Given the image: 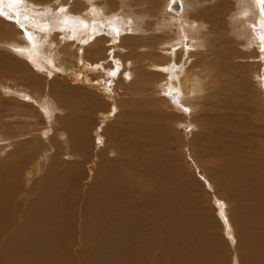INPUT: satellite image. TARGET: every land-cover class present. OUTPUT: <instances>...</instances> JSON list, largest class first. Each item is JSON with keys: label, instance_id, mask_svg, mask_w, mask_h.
Wrapping results in <instances>:
<instances>
[{"label": "bare ground", "instance_id": "1", "mask_svg": "<svg viewBox=\"0 0 264 264\" xmlns=\"http://www.w3.org/2000/svg\"><path fill=\"white\" fill-rule=\"evenodd\" d=\"M31 1L32 0H19L18 2V0H0V11L9 21L11 20L15 25L24 29L22 37L24 43L22 42L20 46L18 42H14V45L17 46L19 50L18 55L20 54L23 56L25 61L29 59V62L34 63L37 71L49 77L54 74V60H56L57 56L56 53V55L53 54L56 50L54 51L52 45L50 46L52 47L50 50H53L52 53L48 50L49 47H46V42H48L46 38L53 33L49 32L50 27L52 29H59L62 33L57 34L62 35V40L72 44L75 42L77 43L79 40L82 44L87 43L89 40H93L97 35L88 36L85 35V33L89 31L95 32L93 31L95 27L98 29L96 30L97 33L101 34L99 30H104L106 26L110 29L106 30L109 33L108 36L112 38L111 42L115 44L117 43L118 36L124 35H118L117 30L123 31V25H125V29L131 27L129 26L130 24L127 25L129 22L127 23V21H124L126 19L125 16V19L123 17H120L121 19L117 18L119 19L117 23L113 22L109 24L108 21V24H106L105 21L106 25H104V22L100 21V19H97V21L94 18L99 13L98 7L93 3L85 5L84 11L74 16L71 14L73 11L70 10L59 11V9L52 10L49 7L46 9L49 2H47L48 4L45 8H43L45 5L39 8H33ZM65 1L67 2V0ZM186 1L187 0H185V3ZM194 1L191 0L190 2L192 3ZM257 2L260 6V8L258 7L259 11L257 10V13L256 8L254 10L257 14H255V16L259 19L258 26L256 25L257 28L254 31L257 42L254 38H251L250 44L253 43V41L259 44L257 45L259 51L258 55L261 57L264 55V51H261V49H264V11H261L264 1L257 0ZM185 3L184 0H178L176 3H173L171 0L170 8L178 13L182 8L189 6ZM51 6L52 4L50 7ZM244 6L246 7V5ZM122 7L123 6L119 8L120 11ZM241 7H243V5ZM248 7H251V5H248L247 8ZM63 8L66 9L67 7ZM188 8L190 9V7ZM241 9L242 11L240 13L243 12V16H246V14L250 12L246 9L247 12H249L245 14L243 11L245 8ZM48 12H51V15L52 13L56 15L50 16V20V17L47 16ZM128 12L132 13L130 11ZM128 12H124V14L126 15ZM106 13L107 12L103 13V18L104 15L108 14ZM116 14H118L117 16L119 17L121 13L118 12ZM124 14H122V16ZM162 14L163 13H161V15ZM236 15L237 14H235V17ZM243 16H239V18ZM247 16H250V14ZM128 17L132 18L133 16L129 15ZM170 17L172 16L170 15ZM235 17L233 16L232 19ZM48 18L49 21H47ZM115 19L113 20L115 21ZM176 19V16L172 17V20L176 21ZM241 19L242 18L239 20ZM138 22L139 21H136L134 23L137 24ZM237 22L240 24L239 21ZM187 24H184V26ZM187 26L186 28L190 29V27ZM99 27H101V29H99ZM142 30L144 31V29ZM123 32L126 31L124 30ZM183 35L185 37L186 34ZM105 36H107V34ZM50 37H52V34ZM124 37L125 36H123V39ZM188 37L190 38V36ZM101 39H103V37ZM101 41H99V44ZM53 44L56 45L54 42ZM81 45L78 47V50L81 49L80 52H82L83 47H85H81ZM116 45L117 46H112L118 47V44ZM59 47L61 46L59 45ZM71 47L72 46H70V48ZM113 50H115V48ZM48 51L50 53H48ZM47 53L49 55H46ZM95 53L96 52H94V54ZM96 54H98V52ZM112 54L113 59L110 66L111 68L104 70V77L100 76L101 78L98 81L94 82L93 80L92 83V79L86 75L87 67L85 66V68L83 67V74L81 76L78 74L74 77L75 80L72 83L75 85L78 83L83 84L82 79L84 78L86 85L88 84L87 87L95 90L93 93H96V96L103 97L105 98L104 100L107 99L110 101L109 108L103 110L100 116L101 121L99 120L98 129L96 130L99 134L97 136L100 140V144L104 143L106 137L104 136L105 133L107 132L109 134L111 143H113L120 152L119 156L115 159L109 158L106 160L105 150H100V154L95 151L96 155L94 154V157L96 159L91 163V166L96 167V169L90 168L92 173L90 178L91 182H89L90 188L86 190V196L83 197L82 207L79 206L78 202L80 200V195L78 190L81 186L78 180L82 178V171L79 167L75 168L71 166L73 169L71 168V170H69L68 168L64 170V168L60 166L57 160L58 154H56L59 150H57L55 140L56 136L61 139L60 136L65 135L66 128L70 129L68 122H76V120L79 119L80 121L78 120V123L84 124L85 121H90L92 116L89 114V110L84 108L80 109L82 114H84V119L80 117L77 118V116H79L77 110L73 111V109L76 108H72V110L70 109V114H67L68 117L63 121L62 118H59L57 115L58 113L56 114L58 107L57 101L54 99L55 97L53 98L49 89H45L44 94L42 96L40 95V103H38L41 113L47 116L46 119L49 120L48 122L50 124L48 123L45 128H42L38 134L35 131H30L29 134L24 135V139L30 140L23 143L25 152L22 154L19 153L18 156L15 153L20 151L14 150L15 153L13 152L9 155L10 158L8 157L7 162L4 161L2 165H0V264H229V253L227 250L228 248L225 247L226 244L219 235H216L217 232L215 234H209V226L206 218H204L203 210L195 204L190 187L178 174L177 165H173V161L170 160L171 157L168 154L170 145L168 146V144L172 140L167 137L168 135L164 136V130L161 131L163 125L160 127L162 128L160 130L161 132L156 129V119L152 114L154 111L152 112L151 107L144 112H136L135 109L128 110L130 119L124 123L123 128L120 130V135H116L117 131L113 126V122L116 123L121 115L120 111L119 113L117 112V116L111 114V112H116L118 109L119 100L114 86L115 84L118 86L120 81H123L121 86L126 87L125 84L129 81L132 82L134 80L136 83L137 77V80L140 79L139 82H141L140 90H143L146 86L149 87L148 84L142 83L144 79L143 76L147 75L150 76V78L153 76L155 78V76H157L160 80L156 82V87L159 86L160 90L166 94L168 98L170 97L173 103H176V107L180 108L188 98L186 95L187 86L184 85V81H181L183 79H180L181 71L178 70L180 66H176L172 63V65L169 64L171 61L169 57H161L160 60L144 63L143 66L141 65V68L136 66L138 62L132 61L129 63V61L117 59L116 55H114V53ZM141 56L142 55H140V57ZM169 56L171 55L169 54ZM107 57L108 56H106L105 59H107ZM237 58L236 55V59ZM105 59L104 61H106ZM157 59L159 58L157 57ZM201 60L202 58L199 57L198 63ZM26 62H28V60ZM95 62L97 61L95 60ZM106 62L105 64L101 63V67L105 68L107 65ZM230 62L232 63L231 60ZM11 63L13 64V62ZM99 63L100 62H98V65ZM80 64L78 63V66ZM19 65H21V63H19ZM98 65L93 68L97 70V67H99ZM76 68H74L75 72ZM55 69H57V66H55ZM136 69L139 72L135 73ZM181 69L183 70V67H181ZM97 71L99 72V70ZM8 72L9 71H7V73ZM72 72H74V70H72ZM136 74H138V76H136ZM200 74L201 73L197 74L195 80L197 83L201 84V87L199 88V84H195L200 92H203L201 90L202 86L205 84L204 80L211 77L209 76L210 74ZM69 75L70 78L73 77L71 73ZM111 76L116 78L114 79L115 81H111L113 78ZM116 80L119 81L116 82ZM54 81L56 82V79ZM48 82L45 81L44 83ZM55 82H53V84H55V86L53 85V89L58 93L59 90L57 91V89L61 88L60 85H56ZM191 83L193 84V82ZM209 85L211 86V93H213L216 87L218 91L210 97L206 95L205 98H203L204 101H206H203V106L205 108L209 105L211 106L210 110H208V117L203 118L201 122H195L197 127H194L198 130L196 133L197 136L194 139V144L201 148V155H205L207 161L211 164L209 170L210 175L214 180L216 179L220 190L224 191L223 193H225L229 202L232 203L233 219L229 217V211L227 210V217L230 220L228 222V227L229 230L231 229L228 233H234L235 235V230L237 229L236 231H238L239 234L237 245H239L238 251L241 255L237 253L238 251L232 252V254L234 253V257L231 263L264 264L263 153L253 145V139L255 140V138L251 133L250 125L244 121H241L242 123L237 121L238 123H236L234 119L235 117L240 118L241 114H243V112L245 113L248 107V100L244 95L245 93L241 91L243 88L236 85L234 80L224 85L215 82ZM49 87H52V83H49ZM7 90L11 93H17L20 98L27 101H34L35 99L24 90L14 89L13 87ZM196 93L199 92L196 91ZM158 101L163 100L162 98L155 97V99L151 101V104L153 102L152 106H156L155 103ZM194 106L192 105V107ZM170 108H172L171 105ZM171 111L173 112V110ZM162 115L163 114H161V116ZM131 116L133 117L132 119ZM71 117H76V119H71ZM217 117H219L220 120H218ZM230 117L232 120H229ZM163 122L166 121L163 120ZM71 126L73 127V125ZM75 129H77L78 132L84 131V129L81 131L79 126ZM11 142L12 141H10V143ZM4 143L10 144L9 139L6 141V136L0 133V146L4 145ZM15 149H17V147ZM97 150L99 149L97 148ZM84 154L85 152H83V156ZM49 159H52V166L45 180L39 181V179H35L36 181L32 187L30 189L25 188L26 190L23 193L24 188L21 186V183L24 177H31L33 173L40 172L42 163L49 161ZM34 192L36 193L35 197L30 201L28 209L23 211L22 215L18 217L20 221L18 219L19 223H17V214H21L18 210L23 206L22 198L25 197V199H28ZM20 200L21 202L19 204L18 201ZM15 223L17 224L15 225ZM14 225L16 226L15 228ZM225 232H227V230ZM229 236H231V234H229ZM230 244H232V241Z\"/></svg>", "mask_w": 264, "mask_h": 264}, {"label": "rangeland", "instance_id": "2", "mask_svg": "<svg viewBox=\"0 0 264 264\" xmlns=\"http://www.w3.org/2000/svg\"><path fill=\"white\" fill-rule=\"evenodd\" d=\"M32 1L31 4L33 8L35 7L39 8L42 7L43 5H45L43 7L45 8L46 5L48 4L47 2H49L46 9L49 7L52 10H58L60 8L67 7L66 10L73 11L71 14L74 16L75 14H81V12L84 11L85 5H89L93 3L98 7V12H99L94 19L96 20L100 19V21H103L104 22L103 24L106 25L108 23L110 24L113 22L117 23V21L121 19L120 17H123L124 19L126 17L124 21H127V23L129 22L127 25L130 24L129 26L131 27L128 29L126 28L128 30L127 31L125 29V25H123V29L126 32H123L124 30L119 31V34H124V35L120 36L118 34L119 36L117 39L120 41L117 40V43L115 44L111 42L112 38L108 36L109 33L106 31V30H110L109 27L106 26L104 30L101 29V27H99V29H101L99 30L101 31L100 32L101 34H98L96 31L98 29L94 27L93 31L95 32L89 31L88 33H85V35L91 36L95 34L97 35L96 36L97 38L95 37L93 40H89L85 44L80 43L79 40L77 43L76 42L73 43L75 46L68 41L65 42L62 40L61 37L62 35H58L62 33L60 32L59 29H52L50 27L49 32H53V33H51L52 37H50L51 36L50 34L48 38H46V40L48 39L47 40L48 42H46L47 43L46 47H49L48 50L51 53L53 52V50L52 51L50 50L52 47H54V51L56 50L53 54L54 55L57 54L56 60H54L57 69H55L54 66V70H55L53 72L54 74H52L49 77L48 75L46 74L44 75V73L37 71V68H35L36 66L34 65L33 62H29L30 61L29 59H27L28 62H26L27 60L25 61L23 56H21L20 54H19L20 56L18 55L19 50L18 47L14 45L15 44L14 42H18V44L21 46L23 42L22 37H23L24 29L20 26L15 25V23L11 22V20L9 21L4 15H2L0 11L1 13L0 15V47H1L0 48V133L6 136V141H8L9 139V143L10 141L13 142V143L11 142L10 144H6L7 143L6 142L4 143V145L0 146V165H2L4 161L7 162L9 155L13 152L15 153L14 150L20 151L18 153H15L18 156L19 153L22 154L23 152H25L23 143L30 140L24 139L23 138L24 135L29 134L30 131H35L38 134L42 128H45L46 125H48L49 120L46 119L47 117L46 115L44 116V114L41 113L39 106L40 98L44 94L45 89L47 90L49 89L51 91L53 98L55 97L54 99L57 101V107H58L57 110L60 112L59 113L56 110V114L58 113L57 115L59 116V118H62L63 121L65 120L66 117H68L67 114H70L72 108H76L73 109V111L77 110V114L79 115L77 116V118L80 117L84 119V114H82L80 109L87 108L89 110V114L92 116V119H90V121H85L84 124L78 123L79 119L76 120V122L74 121L71 123L68 122L70 129L66 128L65 135L60 136L61 139H59L58 136L55 135L56 136L55 145L57 144V150H59L58 153L56 154H58L57 160L60 166H62L64 170H67L68 168L69 170H71L72 168L71 166H74L75 168L79 167L82 171V178H79L78 180V183L81 186V187L79 186L80 189L78 190L80 195V200L78 204L79 206L82 207L83 205L82 201L84 199L83 197L86 196L87 193L86 190L90 188L89 182H91L90 178L92 176L90 168L96 169V167L91 166V163L94 161V159H96L94 157L96 155L95 151L100 154L101 153L100 150L102 149L105 150L106 160L109 158L110 159L117 158L120 152L118 149H116L113 143H111L109 134L107 132L104 135L106 137L104 143L102 144H100L99 142L100 140L97 136L99 134L96 129H98V124L101 121L100 116L102 115L103 110H107L109 108L108 106L110 101L107 99L104 100L105 98L103 97L96 96V93L95 94L93 93L95 90L87 87L88 84L86 85L84 78L82 79L83 84L82 83H78L76 85L73 84L72 82L75 80L74 77H76L78 74L81 76L83 74L82 72L83 67L85 68L86 66L87 67L86 75H88V77L92 79V83L93 80L94 82L98 81L101 77H104L105 74L104 70H108L111 68L110 66L113 59L112 53L116 55L117 59L118 58L121 60L123 59V61H127V62L129 61V63H131L132 61H135L136 63L138 62L136 66H139L141 68L143 64L146 62L149 61L154 62L156 60H160L161 57H169L171 58L169 64L172 63L176 66H180V68L178 69L179 71H181L180 79L182 78L183 80L181 81H184V85L187 86L186 87V93H187L186 95L188 97L186 99L187 103L185 102L180 108L176 107L175 105L176 103L175 102L173 103L172 99L170 97L169 99L168 96H166V94H164L160 90L159 86L156 87V82L160 80L157 78V76H155V78L153 76L152 79L150 78V76L146 75L148 77L147 78L144 75L143 76L144 79L142 80V83L148 84L149 87L146 86L145 89L143 90L142 89L140 90L141 82H139L140 79L137 80V77H136V83L134 82V80L132 82L129 81L125 84L126 87L121 86V84H123V81H120L118 83V86L117 84H115L114 86L115 92L118 95V100H119L118 109L116 112L115 111L111 112V114L117 116L116 115L117 112L119 113L120 111L121 115L120 118L116 121V123L113 122V126L116 129L117 131L116 135L118 136L120 135V130L123 128L124 123L130 119L128 110L135 109L136 112H144L147 111L149 107H151L152 112L154 111L152 114L156 119V125H157L156 129L160 131L163 128L161 131L164 130L163 132L164 136L168 135L167 137H169L172 140L168 144V146L170 145V150L168 152L169 156L171 157L170 160L173 161V165H177L178 174L182 177L183 181L187 183L188 186L190 187L192 195L195 200V204L203 210L204 218H206L208 222L209 234H215L217 232L216 235H219L223 240V242L226 244L225 247L228 248L227 250L229 253V262H230L229 264H232L231 262L234 257L233 255L234 253L232 254V252L238 251L239 248L238 247L239 245H237L239 241V234L238 231H236L237 229L235 230V235L234 233L233 234L228 233L231 231V229L229 230L228 227L229 225L228 222L230 220L227 217L228 216L227 210L229 211V217L233 219L232 203L229 202V199L227 198L225 193H223L224 191L220 190V187L217 184L218 182L216 181V179L214 180L210 175L209 170L211 164L207 161L205 155H201L202 152L200 150L201 148L197 147L194 144V139L197 136L196 133L198 130L195 128L197 127L195 122L196 121L201 122L203 118H206L209 115L208 110H210L211 105L205 108L203 105L204 102L206 101H204L203 98H205L206 95L210 97L212 96V94L218 91V88L216 87L213 90V93H211V86L209 84L215 82L224 85L234 80L236 85L243 88L241 89V91L245 93L244 95L248 100L247 101L248 107L245 113L243 112L240 118L235 117L234 119L236 120V123H238L239 121L240 122L244 121L250 125L251 133L255 138V140L253 139L254 141L253 145H255L257 149L262 151L263 153L262 159L264 160V55L259 57L258 55L259 51L257 47V45H259L258 43H255V41H253V43L250 44L251 38L252 39L254 38L257 42V38L255 37V32H254L259 23V19L257 18V16H255L257 10L259 11L260 8L259 4H257L258 3L257 0L255 1L254 0H195V1L192 0L194 1L192 3L190 2L191 0H187L186 3L184 0V3L186 5H189L188 7H190V9L188 7H186L187 10L186 8H182V10L178 13L171 10L170 8L171 0H83V1L67 0V2L65 0H47V1L32 0ZM51 4L52 6L50 7ZM247 4L249 6L251 5V7L247 8L248 6ZM242 5L243 7H241ZM244 5H246V7ZM53 6L56 8H54ZM121 6L123 7L120 11L119 8H121ZM102 8L105 9L106 11L103 10ZM241 8L243 9L245 8V10L246 9L249 10L250 11V12L248 11L249 13L247 12V10L246 11L243 10V11L245 14L246 12L248 13L246 14V16L249 14L250 16L247 17L243 16V12L240 13L242 11ZM255 8H256V13L254 11ZM188 9L190 10V13ZM191 9H193L194 11ZM127 10L132 12L133 15L132 13H129ZM261 11H264V2L262 3ZM104 12H107L108 14L107 13L106 14L108 16L104 15L103 18ZM115 12L121 13L119 14L120 16L118 17L117 16L118 14H116ZM124 12L125 13L128 12V14L125 15ZM161 13L163 14L161 15ZM169 13L172 17L173 16L177 17L176 21L172 20V17H170ZM122 14L124 15L122 16ZM235 14L238 15V16L236 15L238 19L235 17ZM55 15L56 14L54 13H52L51 15V12H48L47 14L48 17ZM127 15L133 17L130 18ZM233 16L235 17L234 19H232ZM239 16H243L240 17L242 18L241 20H239L240 19ZM112 17L113 19H115L116 17L115 21L112 19ZM185 17L188 19H186ZM47 21H49V18L47 19ZM136 21L139 22L136 24L134 23ZM237 21H239L240 24H238ZM184 24H187L188 26L187 25L186 26L190 27V29L189 28L187 29L186 26H184ZM132 27L134 30L132 29ZM142 29H144V31ZM234 29L242 32L244 35V39L241 40L236 39L232 35ZM185 30L187 33L185 32ZM173 33L176 35H174ZM106 34L107 36H105ZM183 34H186L185 37ZM123 36H125L124 39ZM188 36H190V38ZM102 37L103 39H101ZM99 41H101L100 44ZM53 42L56 43V45H54ZM116 44H118V47L112 46V45L117 46ZM51 45L52 47H50ZM59 45L61 47H59ZM80 45L81 47L85 46L83 47L82 52H80L81 49L78 50V47ZM70 46L72 47L70 48ZM96 46L99 48H97ZM204 46L205 47L207 46L206 49ZM114 48L115 50H113ZM185 48L188 50H186ZM197 49H199L200 51ZM49 51L48 53H50ZM94 52L96 53L98 52V54L96 53L94 54ZM48 53L46 55H49ZM143 53L145 54V56ZM169 54L171 56H169ZM11 55L13 56V58ZM132 55L134 57L136 56L137 57L134 58ZM140 55L142 56L140 57ZM236 55L238 57L237 59H236ZM106 56H108L107 59H105ZM157 57L159 59H157ZM199 57L202 58V60L198 63ZM104 59L108 62L104 61ZM95 60L97 62H95ZM230 60L232 61V63L230 62ZM8 61L10 63L13 62V64L12 63L10 64ZM18 61L19 63H21V65H19ZM98 62H100L99 65ZM105 62L107 64L106 65L107 67L106 66L105 68L101 67V63L105 64ZM78 63L81 64L78 66ZM96 65L99 66L97 67V70H99V72L93 68ZM181 67H183V70L181 69ZM74 68H76V72ZM72 70H74V72H72ZM7 71L9 72L7 73ZM136 72L139 71L136 69L135 73ZM70 73L73 76L71 78L69 75ZM198 73H201L200 75H203L204 73H206L207 75L210 74L209 76L211 77L204 80L205 84L204 86H202V90H201L203 92H200L199 90L201 84L197 83V81L195 80ZM136 76H138V74H136ZM49 78H51L52 80ZM54 78L56 79V82L54 81L55 80ZM114 79L116 78L113 77L111 81H115ZM45 81L48 83H44ZM118 81L119 80H116V82ZM53 82H55L56 85H60L61 89L59 88L57 89V91L59 90L58 93H56L55 90L53 89L54 88L53 85L55 86ZM191 82H193V84L195 83L197 85L199 84L198 86L199 88H197L196 84L193 85ZM49 83L50 84L52 83L51 88L49 87ZM12 87L14 89H20L26 91L27 94L29 93L30 95H32V97L35 98L34 101L24 100L23 98H20V96H18L17 93H13V92L11 93L7 90ZM196 91H198L199 93H196ZM155 97L162 98L163 101H158L155 103L156 106H152L153 102L151 104V101H153ZM191 104L193 106L195 104L197 105L192 107ZM170 105L172 106V108H170ZM187 105L188 106L191 105V106L188 107ZM159 107L161 110L159 109ZM177 108L180 110H178ZM171 110H173V112ZM161 114L163 115L161 116ZM74 118L76 119V117L73 118L71 117V119ZM132 118L133 117L131 116V119ZM217 119L220 120L219 117H217ZM163 120L166 122H163ZM229 120H232V118L230 117ZM71 125H73V127ZM78 126L80 127L81 131L82 129H84V131L78 132L77 129H75L78 128ZM161 126L162 128H160ZM96 146L99 150H97ZM16 147L17 149H15ZM83 152H85L84 156H83ZM45 162L42 163L40 172L33 173L31 177L29 176L24 177L23 182L21 183V186L24 188L23 193L25 192L26 189H30L32 187V185L36 181L35 179H39V181L45 180V177L47 176V174L51 169L52 159H49V161H45ZM35 194H36L35 192L32 193L28 199L27 198L25 199V197L22 198L24 203L22 202L23 206L20 207L21 208L20 210H18V212H20L21 214H17V218H16L17 223H19L20 221L18 217L22 215L23 211H26L28 209L29 203L35 197ZM18 202L20 204L21 200ZM17 223H15V225ZM15 225L14 228L16 227ZM226 230L227 232H225ZM229 234H231V236H229ZM231 241L232 244H230ZM237 253L240 252L238 251ZM239 255H241V253Z\"/></svg>", "mask_w": 264, "mask_h": 264}, {"label": "clouds", "instance_id": "3", "mask_svg": "<svg viewBox=\"0 0 264 264\" xmlns=\"http://www.w3.org/2000/svg\"><path fill=\"white\" fill-rule=\"evenodd\" d=\"M232 35L238 40L244 39V35L240 31L233 30Z\"/></svg>", "mask_w": 264, "mask_h": 264}, {"label": "snow or ice", "instance_id": "4", "mask_svg": "<svg viewBox=\"0 0 264 264\" xmlns=\"http://www.w3.org/2000/svg\"><path fill=\"white\" fill-rule=\"evenodd\" d=\"M18 2H19V0H18ZM172 2H173V3H176V2H178V0H172ZM59 11H66V9H64V8H60ZM117 34H119V31H118V30H117ZM29 39H30V38H29ZM186 50H188V49H186ZM261 51H264V49H261Z\"/></svg>", "mask_w": 264, "mask_h": 264}]
</instances>
